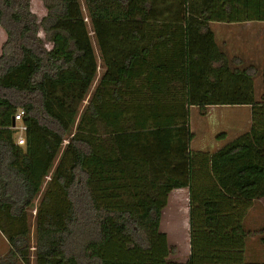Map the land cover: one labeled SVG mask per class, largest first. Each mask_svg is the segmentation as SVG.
<instances>
[{
  "label": "trees",
  "instance_id": "trees-1",
  "mask_svg": "<svg viewBox=\"0 0 264 264\" xmlns=\"http://www.w3.org/2000/svg\"><path fill=\"white\" fill-rule=\"evenodd\" d=\"M42 1L39 18L31 0H0V264L32 254L36 264H263L245 255L251 235L264 245V220L245 222L264 197L259 71L233 65L210 24L264 22V0H82L105 69L77 121L47 89L85 54L59 24L71 0ZM210 105L250 106L251 126L212 153L192 151L187 107ZM19 108L23 144L11 128ZM179 188L184 262L160 226Z\"/></svg>",
  "mask_w": 264,
  "mask_h": 264
},
{
  "label": "rangeland",
  "instance_id": "rangeland-1",
  "mask_svg": "<svg viewBox=\"0 0 264 264\" xmlns=\"http://www.w3.org/2000/svg\"><path fill=\"white\" fill-rule=\"evenodd\" d=\"M30 6L39 18L46 14L42 0H31ZM59 24L71 32L78 46L85 50V54L77 59L74 68L61 73L59 81L47 83L48 96L69 120L77 121L82 107L105 67L100 61L89 17L82 0H71L69 16ZM216 33L218 46L231 62L237 58L241 61L239 68L252 65L258 69L259 73L254 78V90L256 99L260 100V96L264 94V84L260 76V71L264 68V22L219 24ZM39 36L46 40L43 32L40 31ZM2 40L3 37L0 34V44ZM46 47H50L47 42ZM232 64L235 65V62ZM248 111V107L244 105H210L205 108L195 106L190 108L189 106L187 122L193 133L190 149L212 153L242 134L249 125ZM221 134H224L225 138L220 139L219 135ZM182 191H176L170 195L168 203L162 211L160 224L161 229L167 232L169 240L172 241L170 245L174 244L177 249L172 256L176 262H184L189 251V196L187 189ZM28 211L32 215L31 235L33 240L35 207ZM263 220L264 197L252 204L245 222L248 227L253 229L259 226ZM8 249V242L0 232V256H4ZM245 255L246 261L264 264V245L256 239L255 235L250 236ZM29 264H36L33 254Z\"/></svg>",
  "mask_w": 264,
  "mask_h": 264
},
{
  "label": "built area",
  "instance_id": "built-area-1",
  "mask_svg": "<svg viewBox=\"0 0 264 264\" xmlns=\"http://www.w3.org/2000/svg\"><path fill=\"white\" fill-rule=\"evenodd\" d=\"M24 115V110L19 108L13 116L14 125L11 126L16 132V142L17 144L24 143V132L26 130V125L22 122V117Z\"/></svg>",
  "mask_w": 264,
  "mask_h": 264
},
{
  "label": "crops",
  "instance_id": "crops-1",
  "mask_svg": "<svg viewBox=\"0 0 264 264\" xmlns=\"http://www.w3.org/2000/svg\"><path fill=\"white\" fill-rule=\"evenodd\" d=\"M219 24L220 25H226V23H211L210 24V27H211V29H212V31H213V33H214V36H215V40L218 38L217 37V33H216V30H217V27L219 26ZM0 34L2 35V37H3V40H2V43L0 44V54H1V48H2V44L5 42V40H6V34H5V32H4V30L2 29V27L0 26ZM244 106H246V107H248V112H249V125L247 126V128H246V130H244V132H246V131H248L249 130V128H250V126H251V108H250V106H248V105H244ZM193 108V106H190V108ZM189 107H187V109H188ZM186 190V188H179V189H175V190H173L170 194H169V197H168V200H169V198H170V195L171 194H173V193H175L176 191H179V192H183L182 190ZM182 195H184L185 196V194L184 193H182ZM164 231V230H163ZM167 233V232H166ZM168 236V235H167ZM168 241H169V243L170 244H172L171 242L172 241H170L169 240V237H168ZM173 246H175L174 244H173Z\"/></svg>",
  "mask_w": 264,
  "mask_h": 264
},
{
  "label": "water",
  "instance_id": "water-1",
  "mask_svg": "<svg viewBox=\"0 0 264 264\" xmlns=\"http://www.w3.org/2000/svg\"><path fill=\"white\" fill-rule=\"evenodd\" d=\"M12 125H14V121L12 120Z\"/></svg>",
  "mask_w": 264,
  "mask_h": 264
}]
</instances>
